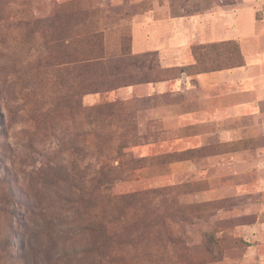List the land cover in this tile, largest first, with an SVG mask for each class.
I'll list each match as a JSON object with an SVG mask.
<instances>
[{
	"label": "rangeland",
	"instance_id": "374dc122",
	"mask_svg": "<svg viewBox=\"0 0 264 264\" xmlns=\"http://www.w3.org/2000/svg\"><path fill=\"white\" fill-rule=\"evenodd\" d=\"M263 5L0 0V264H264L263 134L233 144L158 143L161 127L144 132L150 112H138V100H123L119 88L85 94L78 106L74 76L61 68L69 49L98 50L101 39L83 34L95 27L108 78L137 84L145 74L120 59L118 38L130 37L135 17L161 8L165 18L202 20L178 27L183 52L233 40L248 74H261ZM113 101L127 105L125 127L96 113ZM260 108L264 118V101ZM120 142L140 164L118 154ZM152 190L153 218L135 200Z\"/></svg>",
	"mask_w": 264,
	"mask_h": 264
},
{
	"label": "crops",
	"instance_id": "0c3cea01",
	"mask_svg": "<svg viewBox=\"0 0 264 264\" xmlns=\"http://www.w3.org/2000/svg\"><path fill=\"white\" fill-rule=\"evenodd\" d=\"M201 21L195 16L165 18L163 9L152 8L132 20L131 51L137 55L158 52L161 69L192 65L191 48L183 52L178 27ZM156 42L170 45L164 43L163 51H155ZM250 67L245 63L230 70L181 74L175 80L129 85L118 89V94L125 96L123 100H138V112H150L141 126L144 132L148 126H160V134L153 135L158 143L233 144L243 137L248 140L255 129L264 135L260 108L264 101V73L249 75Z\"/></svg>",
	"mask_w": 264,
	"mask_h": 264
},
{
	"label": "trees",
	"instance_id": "16d2710c",
	"mask_svg": "<svg viewBox=\"0 0 264 264\" xmlns=\"http://www.w3.org/2000/svg\"><path fill=\"white\" fill-rule=\"evenodd\" d=\"M83 34L88 35V40L96 39L102 40V35L95 27L85 29ZM65 41L66 39H60ZM100 44L96 52L77 51L76 48L68 50L71 59L66 64L62 65L61 68L65 75L72 74L73 81L71 83L72 94L71 97L76 98L78 106L80 99L85 94H104L110 91H114L121 87L132 85L131 83L125 82V80L108 78L106 73L107 62L105 56V50ZM119 57L122 61L127 62L128 66H131L137 71L143 72L146 77L145 79L139 80L137 83L146 82H161L175 79L181 74L188 76L210 73L222 70H230L233 68H239L245 65L243 55L240 51V47L236 41L228 40L221 42H213L208 44L195 45L191 47V56L193 58V64L189 66L173 67L168 69H161L158 63V56L155 53H143L138 56L131 55V37H127L125 34L120 36L119 43ZM66 45H70V42L66 40ZM87 54V55H86ZM91 73H98L99 79H88L87 75ZM170 75V76H168ZM154 77V78H153ZM127 109V105H123L122 102H105L99 109H96L97 115L106 118L107 121H114L121 127L127 121V114H124ZM129 147L131 144H128ZM135 144H132L134 146ZM124 143L120 142L117 145V152L119 155H125L129 158L132 163L140 164L141 160L131 158L127 153L124 152ZM136 197L138 202L147 214L153 218V206L149 203L150 199L153 198V190L149 192H142Z\"/></svg>",
	"mask_w": 264,
	"mask_h": 264
},
{
	"label": "built area",
	"instance_id": "2783aa9c",
	"mask_svg": "<svg viewBox=\"0 0 264 264\" xmlns=\"http://www.w3.org/2000/svg\"><path fill=\"white\" fill-rule=\"evenodd\" d=\"M260 18L264 22V5H263V7H262V9L260 11Z\"/></svg>",
	"mask_w": 264,
	"mask_h": 264
}]
</instances>
